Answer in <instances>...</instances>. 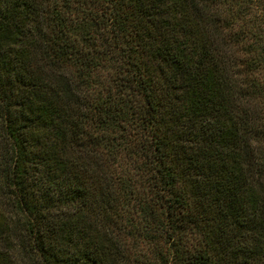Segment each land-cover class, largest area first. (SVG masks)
I'll use <instances>...</instances> for the list:
<instances>
[{
    "label": "trees",
    "instance_id": "16d2710c",
    "mask_svg": "<svg viewBox=\"0 0 264 264\" xmlns=\"http://www.w3.org/2000/svg\"><path fill=\"white\" fill-rule=\"evenodd\" d=\"M0 264H264V0H0Z\"/></svg>",
    "mask_w": 264,
    "mask_h": 264
}]
</instances>
